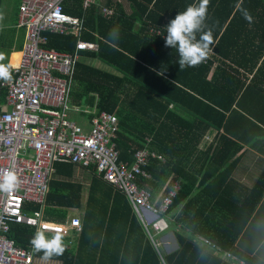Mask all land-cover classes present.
<instances>
[{
  "label": "trees",
  "instance_id": "16d2710c",
  "mask_svg": "<svg viewBox=\"0 0 264 264\" xmlns=\"http://www.w3.org/2000/svg\"><path fill=\"white\" fill-rule=\"evenodd\" d=\"M2 1L0 0V8ZM128 1L134 10V14L130 16L124 12L122 5H119L118 15H114L111 22L101 19L98 25L93 12L91 11L88 15L87 27L92 33L83 31L82 39L97 41L98 38L93 33H97L103 39L98 41L99 50L88 54L112 67L117 74L81 62L76 75L77 87L73 89L72 97L74 103L79 105L89 103L92 91L100 94L98 113L106 111L117 115L121 126L118 135L119 146L125 149L120 160L132 164V158L127 152L130 145L133 143L139 149L143 148L146 137H153L152 148L165 140L172 142V145L176 143L178 150L184 144L196 139L198 141L200 136L198 132H204L196 129L193 121L205 123L209 128L210 126L220 127L225 109L230 108L235 94H232L230 101V91L226 86H217L213 83V79L208 80L210 67L201 69L207 70L205 74L200 73L199 69L194 67H185L180 70L177 63L178 51L175 48L165 47V39L162 36L146 32L150 24L166 32L169 14L164 8H159L162 0L158 1L154 10L150 9L151 2L146 0ZM198 2L199 0H196L195 3ZM65 8L70 14L83 16L81 0L68 1ZM144 17L148 22L143 19L142 23L146 25L138 30L135 22ZM259 20H264V0H209L205 25L207 24L212 30L214 43L220 35L222 24L229 22V27L232 28L236 23ZM229 27L226 29L227 33L230 30ZM114 28L119 32L117 39L109 36ZM75 35H50V43L46 48L75 52L79 41ZM199 36L200 33H197V39ZM223 38H227V34H223ZM218 42L216 52L220 54L221 41ZM153 58L160 60L157 63ZM190 69L192 70L191 75L201 74L194 77L192 84L183 80V75ZM197 80L204 82L207 89L202 91L195 87ZM225 100H229L230 103H225ZM172 104L178 105V109L171 111ZM197 105H200V109ZM178 110L186 111L187 116L178 115ZM164 114L169 115L167 118L171 121L177 117L180 124L173 126L166 120L156 128V126H151V123L146 125L149 132L142 133L145 128L144 117H154L159 121ZM176 134L179 136L177 140L174 139ZM120 140L123 141L120 142ZM171 150L170 147L161 148V152L167 153L169 164L153 161L146 169L156 184L140 178L137 181L140 188L148 189L152 193L153 188L157 191L158 182L165 181L168 172L179 168L182 153L173 156L175 151L171 153ZM174 160L177 162L173 167ZM57 167L60 169L57 178L51 184V192L45 206L46 217L53 221L65 222L71 210L81 211L83 231L74 245H71L67 238H63L62 243L65 250L62 255L53 256L52 262L59 264H228L205 240L226 248L220 242L207 236H201L202 243L211 247L213 249L211 250L183 232H176L179 249L167 254L160 240L161 234L154 236V241L152 240L132 210L126 196L101 180L94 179L89 190L88 202L85 204L86 187L81 183L68 180L72 179L74 166L58 164ZM176 173L178 174V171ZM185 187L186 185L182 188L169 213L179 206L183 197L189 194ZM37 208L39 207L36 206ZM35 233L33 228L15 225L10 237L18 246L27 248ZM42 255V252H35V257L39 260Z\"/></svg>",
  "mask_w": 264,
  "mask_h": 264
},
{
  "label": "crops",
  "instance_id": "0c3cea01",
  "mask_svg": "<svg viewBox=\"0 0 264 264\" xmlns=\"http://www.w3.org/2000/svg\"><path fill=\"white\" fill-rule=\"evenodd\" d=\"M3 1L0 8V53L4 55V59L0 61V64L9 68L11 78L8 80L0 78V113L7 109L5 106L7 90L4 89L3 83L14 78L13 71L19 63L26 35L25 30L18 26L19 8L22 0L19 1L18 7L9 8L6 11L3 8ZM81 1L83 2V0ZM146 1L151 2L150 9L154 10L159 0ZM195 2L196 0H162L159 8H164L168 12V24L175 18L177 13L185 11L188 5ZM119 5L123 6V10L127 15L134 14V10L128 0H97V3L88 10H85L83 2L82 17L68 12L67 14L74 18H84L86 22L84 31L92 33L90 28L87 27L90 12H93L95 20L100 25L101 19L105 22H111L113 19V16H106L103 11L108 9L114 15H118L117 9ZM143 19L144 21L146 20L144 17L135 22L138 30L146 25L142 23ZM228 27L229 22L221 25L218 39H215L216 41L210 45L212 51L209 57L194 67L199 69L202 74L207 72V70H201L202 68L210 67L208 80L213 79V83L217 86H226L228 91H230V101L232 94H235L230 108L225 109L224 119L220 127L210 126L209 128L205 123L193 121L192 123L196 126V129L204 131L198 132L200 135L198 141L196 139L193 142L184 144L183 147L177 150L176 143L172 145V142L164 140L159 143L160 145L152 148L154 140L153 137L149 136L145 138V145L140 149L148 148L157 152L158 155L166 159V163L160 161L163 164H169V159L166 156L167 153L161 152V148L170 147L172 149L171 153L175 151L173 156H178L182 153V160L178 164L179 168L176 171L168 172L165 181L158 182L157 191L153 188L155 202H161L174 183H179L181 190L186 185L185 190L189 192L186 197H183L179 206L169 213L167 216L169 229L160 235L161 241L167 235L165 238L170 242L165 245L167 254L179 249L180 245L176 232H183L192 236L203 247L209 246L202 243V240H200L201 236H207L220 242L226 247H222V249L238 258V261L235 262L217 251L218 255H221L228 264H264V20L236 23L232 28L229 27L230 30L227 33L226 29ZM154 28L164 31L162 28L160 29L150 24L146 32L153 33L152 29ZM205 29H209L207 24ZM146 32L145 34H149ZM93 34L98 38L97 41L82 39L84 32L72 35L77 36L79 41L95 42L100 48L98 41L103 39L97 33ZM223 34H227V38L222 39ZM50 35H55V33L45 32V37L47 38L45 47L50 43ZM219 40L221 41L220 54L216 52ZM99 48L97 50L84 51L81 62H84L85 65L117 74L112 67L103 63L100 59H94L89 56V52L98 51ZM153 59L157 63L160 60ZM187 71L188 73L183 75V80L190 84L194 82V77L201 75L199 73L191 75V69ZM163 75L166 76L165 74ZM180 86L181 88L183 87L182 84ZM76 87L77 81L75 77L74 89ZM195 87L202 91L207 89L205 83L200 80L195 81ZM99 101L100 94L92 91L88 104L77 105L74 103L78 107L83 108V111L74 113H79L78 116H82L84 121L80 122V124L87 130L92 128L94 117L100 114L98 113ZM225 103L230 102L225 100ZM181 107L183 108V106ZM197 108L200 109V105H197ZM176 109H178V105L172 104L170 110L175 111ZM178 115L187 116V113L184 110H178ZM168 116L164 114L159 121L154 117H144L145 128H142V133L149 132V128H146V125L151 123V126H156V128L160 127L166 120L173 126L180 124V120L177 117L171 121L167 118ZM178 138L179 136L176 134L174 139L177 140ZM122 141L120 140V142ZM117 147L121 157L125 149L119 146V141L117 142ZM140 149L136 144L132 143L127 151L132 158V164L120 161L132 166L135 163V158L132 156L133 152L135 155V152ZM153 161L155 162L156 160ZM176 162L174 160L173 167ZM73 166L72 179L68 180L74 183H81L86 187L85 204L88 202L89 190L94 183V179L101 180L116 190L103 180L96 170L91 171L81 166ZM60 167H57V173L53 180L57 178ZM177 171L178 174L176 173ZM148 181L156 184L152 176ZM116 191L121 193L118 190ZM121 194L124 195L123 193ZM131 207L136 213L134 207L132 205ZM34 208L36 209L35 206H30L27 211L32 212L35 210ZM80 212L71 210L65 222H56L66 223L75 216L80 217L83 221V214L81 215ZM136 215L139 218L137 213ZM139 220L142 223L140 218ZM45 235L47 237L53 236L51 234ZM170 244H173V246ZM29 246H32V244ZM211 250L213 249L211 248ZM42 263L45 264V262ZM48 264L59 263L49 261Z\"/></svg>",
  "mask_w": 264,
  "mask_h": 264
},
{
  "label": "built area",
  "instance_id": "2783aa9c",
  "mask_svg": "<svg viewBox=\"0 0 264 264\" xmlns=\"http://www.w3.org/2000/svg\"><path fill=\"white\" fill-rule=\"evenodd\" d=\"M70 0H22L18 26L25 30V43L14 78L3 83L7 90L6 110L0 113V182L7 172L17 177L16 186L0 190V264H43L35 257L33 246L23 248L10 237L15 225H23L45 234H60L74 245L83 231V221L75 216L66 223L45 215L51 183L58 164L77 165L97 174L123 193L141 219L151 238L169 229L167 216L181 186L174 183L161 202L153 193L140 188L137 181L150 180L145 172L153 160L166 159L148 148L135 152L132 166L120 161L117 147L120 132L116 114L102 112L87 130L72 118L83 108L74 104L72 92L82 53L99 45L80 40L75 52L46 48L45 32L59 35L81 34L85 19L66 12ZM85 10L97 0H83ZM106 16L113 12L104 10ZM164 39L167 33L152 29ZM30 206H38L28 212ZM219 254L235 262L238 258L220 245L205 240Z\"/></svg>",
  "mask_w": 264,
  "mask_h": 264
},
{
  "label": "clouds",
  "instance_id": "9594fccd",
  "mask_svg": "<svg viewBox=\"0 0 264 264\" xmlns=\"http://www.w3.org/2000/svg\"><path fill=\"white\" fill-rule=\"evenodd\" d=\"M208 4L209 0H199L198 3L188 5L185 11L177 13L175 18L166 26L165 47L175 48L178 51L179 60L177 63L180 70L185 67L198 66L209 57L212 51L210 47L213 44L212 30H205ZM197 33H200L199 39H197ZM109 36L112 39H117L119 36L118 29H112ZM3 59L4 55L0 53V61ZM0 78L5 80L11 78L9 68L3 64H0ZM16 184L17 177L9 171L2 177L0 190L9 191ZM62 241L63 237L60 234H55L49 238L44 231L37 230L31 244L35 252L43 253L41 260L48 264L53 256L63 254L65 248Z\"/></svg>",
  "mask_w": 264,
  "mask_h": 264
},
{
  "label": "rangeland",
  "instance_id": "374dc122",
  "mask_svg": "<svg viewBox=\"0 0 264 264\" xmlns=\"http://www.w3.org/2000/svg\"><path fill=\"white\" fill-rule=\"evenodd\" d=\"M19 1L20 0H4L3 1V8H4V10L6 11L7 9H9V8H12V7H18L19 6ZM19 10H20V8H19ZM78 114L79 113H73L72 114V118L74 119V120H76V121H78L79 123L80 122H83L84 121V119L82 118V116H78ZM71 214H74V213H71ZM167 235H165L164 236V238L162 239V244L164 245V247H165V245H167L168 243H170L168 240H167V238H165ZM77 241V240H76ZM75 241V242H76ZM168 242V243H167ZM171 246H173V244H170ZM165 250H167L166 249V247H165Z\"/></svg>",
  "mask_w": 264,
  "mask_h": 264
}]
</instances>
